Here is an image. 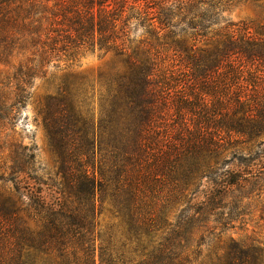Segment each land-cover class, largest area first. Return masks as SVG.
Instances as JSON below:
<instances>
[{"label": "trees", "instance_id": "16d2710c", "mask_svg": "<svg viewBox=\"0 0 264 264\" xmlns=\"http://www.w3.org/2000/svg\"><path fill=\"white\" fill-rule=\"evenodd\" d=\"M243 1L0 0V63L33 55L1 118L61 52L121 63L104 91L70 74L45 99L54 199L28 146L0 165V264H264L254 237L221 244L264 194V29L223 17ZM106 205L118 238L99 231Z\"/></svg>", "mask_w": 264, "mask_h": 264}, {"label": "rangeland", "instance_id": "374dc122", "mask_svg": "<svg viewBox=\"0 0 264 264\" xmlns=\"http://www.w3.org/2000/svg\"><path fill=\"white\" fill-rule=\"evenodd\" d=\"M225 20L233 23H247L254 30L262 27L264 29V0L243 1L239 4H231L223 12ZM142 30L137 32L141 35ZM3 46L0 47V53ZM33 57L31 52L18 53L14 47L8 55L5 62L0 63V94L11 103L16 93V83L24 76L19 71L21 64L26 65L27 58ZM38 64L37 61L34 63ZM34 64H30L33 66ZM121 63L111 54H105L98 49L92 51L89 49H70L68 52H61L59 56L53 59L31 78V85L27 88L29 98L20 112L11 121L0 117V165L11 164L10 154H12L14 145L28 146L35 155V161L32 164L35 175L56 186L48 190V198L56 197L57 186L61 178L58 175L57 158L52 151L48 135L44 126L43 108L46 97L56 95L59 92L61 82L70 74L83 78L89 87L95 88V93L105 90V80L108 79L115 68H120ZM26 72V68L23 67ZM21 152V150H20ZM11 189L12 184H8ZM264 209V194L261 198H256L244 215L242 222L236 223L235 229H230L223 234L221 244L227 241L231 235L237 239H246L254 237L264 243V218L262 211ZM99 231L103 238H107L110 233H114L118 238L121 230L119 221L115 217L108 205L105 206L102 214L98 218ZM211 244L204 249V256L209 254L213 248ZM48 258V257H46ZM48 264H58L55 257L48 258Z\"/></svg>", "mask_w": 264, "mask_h": 264}]
</instances>
